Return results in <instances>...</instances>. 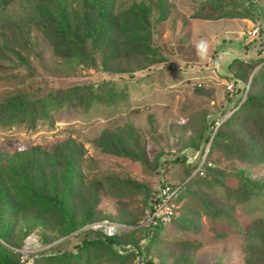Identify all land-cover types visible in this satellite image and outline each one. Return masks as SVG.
I'll list each match as a JSON object with an SVG mask.
<instances>
[{
    "label": "trees",
    "instance_id": "obj_1",
    "mask_svg": "<svg viewBox=\"0 0 264 264\" xmlns=\"http://www.w3.org/2000/svg\"><path fill=\"white\" fill-rule=\"evenodd\" d=\"M151 1L130 0L125 9L115 10L114 0H0V126L25 124L33 127L37 120L50 119L52 112L70 105L73 113H84L93 107L120 108L130 103L127 87L134 80L129 77L136 75L140 78L145 73L140 71L145 66L149 67L150 63L160 61L164 64L167 61L171 64L168 56L161 55L159 47L152 45L149 30L141 35L142 28L147 26ZM208 2L213 6V0ZM242 3L233 0L226 4L219 3L218 8L203 10L201 7L199 17L218 19L238 15L255 20L256 14ZM155 5L160 17L164 16L162 0H157ZM263 32L252 38H260ZM58 59L71 65L80 63L97 72L109 71L129 77H123L120 81L111 77L84 83L67 81L54 86L52 82L60 76L57 71ZM257 61L251 58L244 60L235 54H231L226 61L230 71L225 76L232 81L233 88L225 90V97H233L232 108L226 110L227 116L217 126L215 114L211 115L209 109L195 112L201 121H192L195 124L192 126L193 134L194 130L197 133L195 142H187L188 156L192 157L190 161L186 159V145L172 148L170 142L166 141L165 146L155 148L149 155L147 137L139 125L129 121L102 128L92 138L102 151L151 168L156 174V182L152 181L148 186L141 180L111 174L83 183L77 179L81 173L79 165L83 150L70 138L56 142L47 149L32 144L15 149L1 158L0 264H23L19 262V253L7 243L20 245L24 233L41 222L37 223L30 213L19 215V209L42 214L49 224L56 227L51 237L65 236L56 244L78 241L76 253L72 250H50L35 257L34 264L44 259L51 264H64L78 254L90 255L95 249L104 250L111 261H125L127 258L131 264H162L160 261L154 262L153 256L156 255L161 261L171 255L181 264L192 263L190 255L206 240L199 242V238H184L177 241L175 246L166 247L162 245L169 243V240L158 238L162 236V229L170 224L178 231L183 228L191 230V225L200 227L203 212L216 223L233 225L224 214L227 209H214V203L197 201L195 196L200 194L208 177L207 171L212 169L208 165L212 157L236 154L246 159L256 155L264 159V61L253 71ZM250 72L244 93L240 87L247 81ZM72 73L64 71L63 75ZM27 79L32 83L28 87L18 85ZM196 83L199 84L194 92L203 96L202 83ZM226 111L220 112L224 115ZM251 148L258 153L252 155ZM170 164H176L174 175L171 174V178L176 180L167 179L165 175L169 173L167 167ZM237 174L245 189L258 188L262 184V187L254 189L253 194L264 189V176L257 172L249 175L244 170H238ZM159 182L178 187L173 198L176 206L169 221L155 225L148 234L146 226L139 222L145 215V207L155 199ZM126 190H130L127 192L129 196L141 191L144 195L142 207L131 205V213L129 211L125 217L108 207L109 204L116 207L125 203L121 200ZM247 196H242V200L248 201L250 198ZM78 206L83 210L80 217L75 219ZM10 211L16 212L25 221V227L17 229L16 236L7 219ZM103 219L117 220L124 225L119 226L112 235H106L94 226H83L87 222ZM235 226L236 231L243 232L245 236L241 246L243 264H264V216L252 222L248 230L240 229L238 223ZM215 230L219 232V229ZM53 238L43 235L41 241L48 242ZM141 239L143 245L139 242ZM123 244H129V248L118 252L115 247ZM219 263L217 260L216 264Z\"/></svg>",
    "mask_w": 264,
    "mask_h": 264
},
{
    "label": "rangeland",
    "instance_id": "obj_2",
    "mask_svg": "<svg viewBox=\"0 0 264 264\" xmlns=\"http://www.w3.org/2000/svg\"><path fill=\"white\" fill-rule=\"evenodd\" d=\"M208 1L162 0L165 10L162 17H160L155 5L157 0L151 1L147 26L142 28L141 35L147 34L149 30L152 45L158 46L160 54L168 56L171 64L167 61L164 64L160 61L150 63L149 67L145 66L143 67L145 69L140 71V73L145 72L140 78L136 75L132 78L109 71L97 72L83 64L71 65L58 59L57 71L60 76L52 82L54 86L59 83L65 84L67 81L84 83L99 81L101 78L108 77L120 81L123 77H129V79L134 80V82H130L134 85L127 87L130 103L120 108L113 106L93 107L84 113H73V107L70 105L52 112L50 119L37 120L33 127H27L25 124H14L9 127L0 126V159L5 158L15 149L26 148L32 144H39L41 148L47 149L56 142L70 138L83 150V158L79 165L81 173L77 178L81 179L83 183H89L106 174L120 178H134L141 180L146 185L152 181L156 182V174L151 168H145L137 161L131 162L102 151L99 146L93 143L92 138L102 128H111L122 124L124 121H129L139 125L147 137L149 155L155 148L165 146V141L170 142L172 148L186 145L187 150H189L187 142H195L197 133L194 130L195 134H193L192 126L195 124L192 121H201L195 112L200 113L204 108H207L210 110L209 112H212L211 115L215 114L214 119L217 122L227 116L226 110L232 108L234 99L230 95L228 98L225 97L224 84L228 78L225 73L229 75L230 71L226 67V61L231 54L240 56L244 60L247 58L258 60L253 71L264 61V32L258 39L248 38L242 33L252 21L264 20V0H250V2L248 0H234L236 2L242 1V5L255 13V20L249 16L238 15H228L218 19L201 18L199 17L202 12L199 11L201 7L203 10H207L208 7L218 8L219 3L226 4L233 0H213V6ZM129 3L130 0H114L113 8L122 10ZM15 60L16 58H14ZM64 71H72L73 73L64 76ZM250 75L251 72L247 81L241 84L240 89L243 88L244 93ZM196 81H200L203 85V96L196 95L194 92L197 85ZM30 84H32L31 80L27 79L18 85L28 87ZM220 111H226V113L222 115ZM257 153V150L251 148L252 155ZM188 155L189 151H187ZM204 156L205 152H203L202 158ZM186 159L190 161L192 157L188 156ZM208 165L212 169L207 171L208 177L203 183L200 194L195 196V200L204 203L212 202L214 209H227L224 214L233 225L216 223L203 212L199 222L200 227L191 225V230L183 228L178 231L173 224H170L162 229V236L158 240H169V243L162 245L166 247H173L177 241L180 242L184 238L188 240L199 238V242L206 240L202 244L197 243L199 247L190 255L192 262L190 264H208L212 261H214L212 264H216L217 260L220 262L219 264H243L241 246L245 236L243 232L236 231L235 223H238L239 228L245 231L248 230L252 222L264 216V189L256 194H253L254 189L257 190L260 186L262 187V184L258 188L245 189L237 171L244 170V173L249 175L257 172L258 175L264 176V159L261 160L258 155L252 156L251 159L238 157L236 154L218 155L209 159ZM175 166L176 164H170L167 167L169 169V173L165 174L167 179L176 180L174 177L171 178V174L174 175ZM129 191L126 190L122 194L121 201L125 203L116 207L114 204H109L108 208L114 212L118 211L119 215L122 214L125 217L129 211L131 213V205L141 208L144 193L141 191L139 194L129 196L127 194ZM247 194L250 199L248 198V201L242 200L244 198L242 196H247ZM82 210L78 206L74 215L75 219L80 217ZM10 212L8 215L10 217L7 219L10 222L9 226H13L14 234L17 229L25 227V221L19 216H24L25 212L27 215L28 213L32 214L37 223L41 221L39 226H35L24 233L20 245L7 243L19 253L20 263L34 264L35 257L37 258L42 253L47 254L50 250H72L76 253L75 246L78 241L68 240L56 244L65 236L51 237L56 227L49 224L45 217H42V214L37 215V213L22 209H19V215L16 212ZM53 221L55 222V219ZM88 224L89 222L84 225L88 226ZM180 225H182L181 222ZM215 229H219V232ZM43 235L53 239L42 242L41 236ZM143 238L145 239V237ZM153 260L154 262L160 261L162 264H181L180 260L175 261L171 255L163 261L156 255L153 256ZM36 263L47 264L48 259ZM119 263L131 264V260L126 258L125 261H111L104 250L95 249L90 255L78 254L64 264Z\"/></svg>",
    "mask_w": 264,
    "mask_h": 264
},
{
    "label": "built area",
    "instance_id": "obj_3",
    "mask_svg": "<svg viewBox=\"0 0 264 264\" xmlns=\"http://www.w3.org/2000/svg\"><path fill=\"white\" fill-rule=\"evenodd\" d=\"M264 30V20H255L252 21L246 29L242 32L246 37L252 38L257 36L261 31ZM199 84V83H197ZM225 90H232L233 83L231 80L225 81L224 84ZM221 121V120H220ZM220 121L215 122V126L218 125ZM156 193L155 199L152 200L144 209L145 215L139 222L140 225L146 226V232L149 234L151 229L158 224H165L169 221L171 215L174 212V207L176 204L173 201V198L177 194L178 187H170L167 184H163L162 182L157 183L156 185ZM117 220H97L90 222L88 226H94L99 228L104 234L112 235L115 233L119 226H123ZM140 244H142L143 239H141ZM129 248V244H123L120 247H115L118 252L124 251L126 248Z\"/></svg>",
    "mask_w": 264,
    "mask_h": 264
},
{
    "label": "clouds",
    "instance_id": "obj_4",
    "mask_svg": "<svg viewBox=\"0 0 264 264\" xmlns=\"http://www.w3.org/2000/svg\"><path fill=\"white\" fill-rule=\"evenodd\" d=\"M187 151H189V150H187Z\"/></svg>",
    "mask_w": 264,
    "mask_h": 264
},
{
    "label": "water",
    "instance_id": "obj_5",
    "mask_svg": "<svg viewBox=\"0 0 264 264\" xmlns=\"http://www.w3.org/2000/svg\"><path fill=\"white\" fill-rule=\"evenodd\" d=\"M85 226V225H84ZM56 241V240H55Z\"/></svg>",
    "mask_w": 264,
    "mask_h": 264
}]
</instances>
